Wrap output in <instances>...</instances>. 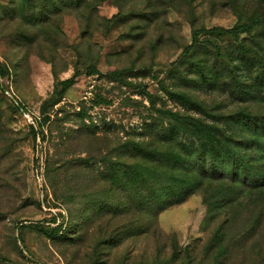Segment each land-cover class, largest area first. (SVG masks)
Masks as SVG:
<instances>
[{
	"label": "rangeland",
	"instance_id": "obj_1",
	"mask_svg": "<svg viewBox=\"0 0 264 264\" xmlns=\"http://www.w3.org/2000/svg\"><path fill=\"white\" fill-rule=\"evenodd\" d=\"M253 17L0 0V264H264V20L230 31Z\"/></svg>",
	"mask_w": 264,
	"mask_h": 264
},
{
	"label": "trees",
	"instance_id": "obj_2",
	"mask_svg": "<svg viewBox=\"0 0 264 264\" xmlns=\"http://www.w3.org/2000/svg\"><path fill=\"white\" fill-rule=\"evenodd\" d=\"M263 17H253L250 19V21L246 24H240V25H237L235 26L234 28H232L230 31L235 35V36H239L240 34L242 33H251L253 31V29L257 26V25H260L261 22L263 21ZM205 28H196L193 32V42L194 43H197L198 40H199V36L200 34L204 31ZM218 27H214L213 30H217ZM190 47H187L185 51H188ZM245 45L244 44H239L238 46V50L240 53H245ZM91 74H94V73H99V70H97L96 68H92L90 70ZM75 82V77H71V78H68V79H64V80H61L58 85H61V91H66L69 87H71ZM19 108V106H18ZM20 109V108H19ZM253 132H258V128H254L253 129ZM227 151L229 152L230 149H227ZM226 152H221V153H216L214 154L213 157H221V155L225 154ZM221 241V237H218V240L217 242L219 243ZM213 247V245H210L209 248ZM221 248H219V251L224 254L226 252V249L223 248L222 246H219Z\"/></svg>",
	"mask_w": 264,
	"mask_h": 264
},
{
	"label": "built area",
	"instance_id": "obj_3",
	"mask_svg": "<svg viewBox=\"0 0 264 264\" xmlns=\"http://www.w3.org/2000/svg\"><path fill=\"white\" fill-rule=\"evenodd\" d=\"M19 108H20V111L27 117L29 118L28 120L32 121V118H31V115L29 112H27L28 110H26V108L24 106H21L20 104H18ZM32 123L34 124V121H32Z\"/></svg>",
	"mask_w": 264,
	"mask_h": 264
}]
</instances>
